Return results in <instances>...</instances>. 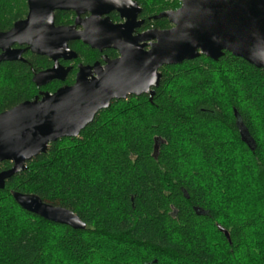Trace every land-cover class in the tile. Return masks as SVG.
Here are the masks:
<instances>
[{
  "label": "trees",
  "instance_id": "1",
  "mask_svg": "<svg viewBox=\"0 0 264 264\" xmlns=\"http://www.w3.org/2000/svg\"><path fill=\"white\" fill-rule=\"evenodd\" d=\"M148 5L143 14L158 12ZM26 8V0H0V30ZM72 48L79 62L98 57L81 43ZM23 58L0 63V114L62 85L38 89L32 70L51 62ZM160 72L152 101L112 102L77 138L50 144L6 182L0 264H264V71L225 53ZM12 167L2 162L0 172ZM12 192L74 212L86 230L24 211Z\"/></svg>",
  "mask_w": 264,
  "mask_h": 264
},
{
  "label": "water",
  "instance_id": "2",
  "mask_svg": "<svg viewBox=\"0 0 264 264\" xmlns=\"http://www.w3.org/2000/svg\"><path fill=\"white\" fill-rule=\"evenodd\" d=\"M179 1L178 10L159 17L169 18L173 29L134 36L141 25L137 22L141 10L133 0H27V19L15 23L8 32H0V63L25 62L23 54L27 50L49 58L52 68L32 70V82L38 89L53 81L65 82L71 68L62 66L60 60L78 59L70 42L80 41L101 52L114 49L120 58L105 60L104 68L99 64L81 65L74 85L62 86L52 94L40 92L35 99L0 114V163L13 164L10 170L0 172V190L10 178L24 172L28 162L46 153L50 144L77 138L112 102L141 95L152 101L164 66L180 65L200 56L216 62L229 53L264 71V0ZM56 11L75 12L76 24L55 26ZM113 11L125 23L117 25L104 18ZM88 13L89 19L81 18ZM154 40L156 43L146 51L143 43ZM15 45L27 48L15 49ZM242 137L254 144L246 130ZM11 194L26 212L54 224L86 230V224L70 210L45 203L37 195ZM221 232L229 239L227 231Z\"/></svg>",
  "mask_w": 264,
  "mask_h": 264
},
{
  "label": "flooded vegetation",
  "instance_id": "3",
  "mask_svg": "<svg viewBox=\"0 0 264 264\" xmlns=\"http://www.w3.org/2000/svg\"><path fill=\"white\" fill-rule=\"evenodd\" d=\"M133 1H135L138 4L139 9L141 10L140 14L137 17V22H140L141 25L138 28L135 29V32L133 34L134 36L144 35L146 33H149V32H152V31H157V30H159V31H168V30H171V29H173L175 27V25H173V23H171V21H170L169 18H164V17L159 18V17L161 15L165 14V13L178 10L181 7V2L179 0H155V1L154 0H147V1L145 0L149 4L148 7H151L149 9V12H152L154 10H157L158 11L157 13L152 12V14H149V15L143 14L144 13V7L146 6V2L144 0H133ZM174 1H177L179 3V6L177 8H173L172 7ZM26 6H27V8H26V14L23 16V18L18 19L17 21H15L13 23V25L9 29H7L5 31H1L0 30V32H8L9 30H11L13 28V26H14L15 23H17L18 21H22V20L27 19V16H28V13H29V8H28L27 0H26ZM164 7H167V9L164 8ZM58 13H62V14L68 13V14H70V16L68 18H64V19L61 18L62 22L61 21L57 22L56 18H57V14ZM90 16H91V14L88 13V14L82 15L81 18L82 19H87V18L89 19ZM106 17H108L114 24H117V25L118 24L125 23V19H122L121 16H120V14L118 12H116V11H113L109 15L104 16V18H106ZM76 20H77V16H76V13L73 12V11H68V12H66V11H56L55 12V26H57V27H59V26L71 27V26H73V25L76 24ZM159 20L160 21L164 20L166 22V23H164L162 25L163 28L162 27H157L155 25H151V26L150 25H147L149 22H154V21H159ZM143 22H145V23L143 24ZM77 29L78 30H81L82 28L80 26H78ZM77 43L83 44L80 41H73V42H70L69 43V47L72 50H74L75 52H76V50L73 49L72 47H73V45H75ZM154 43H156V40H154V41H148L146 43H143V44L146 45L145 50L146 51H149L151 49V45L154 44ZM84 46H86V45H84ZM87 47H88V50L90 52L91 51L97 52L98 53V57H91V55H90L91 53L90 54L88 53V63L79 62V61H77L78 59L77 60H73V61L60 60V64L62 66H64L65 68H71V72L69 73V75H68L67 79L65 80V82H60V81H53V82H59V83H61L62 85L60 87L65 86V85L72 86L75 83L76 75H77V73L79 71V66L83 65V66L92 67L95 64H99L102 68H104L106 66L105 60L113 61V60H116V59L120 58L119 52L116 51V50H114V49H104L101 52L99 50L92 49L90 46H87ZM14 48L15 49L25 50L27 48V46L26 45H23V46L15 45ZM109 51H114V52H116L117 55L115 57H110L108 55V52ZM1 53L2 52L0 51V54ZM28 53H32V52L29 51V50H27L26 52H24L23 57L25 55H27ZM40 57H44V56H40ZM50 62H51V65L48 68L44 69V70H47V69H50V68L53 67V65H54L53 62L51 60H50ZM44 70H41V71H44ZM41 71H39V72H41ZM73 72H74V75H73L74 76V82L72 84H70V85L69 84H66L68 82L69 77L73 74ZM32 75H33V73H32ZM52 83H50V84H52Z\"/></svg>",
  "mask_w": 264,
  "mask_h": 264
},
{
  "label": "bare ground",
  "instance_id": "4",
  "mask_svg": "<svg viewBox=\"0 0 264 264\" xmlns=\"http://www.w3.org/2000/svg\"><path fill=\"white\" fill-rule=\"evenodd\" d=\"M145 19V18H144ZM145 22H143V24H144ZM95 57H97L96 55H95Z\"/></svg>",
  "mask_w": 264,
  "mask_h": 264
},
{
  "label": "rangeland",
  "instance_id": "5",
  "mask_svg": "<svg viewBox=\"0 0 264 264\" xmlns=\"http://www.w3.org/2000/svg\"><path fill=\"white\" fill-rule=\"evenodd\" d=\"M20 5H23L22 3H19Z\"/></svg>",
  "mask_w": 264,
  "mask_h": 264
}]
</instances>
